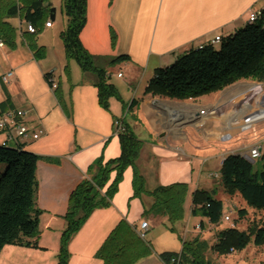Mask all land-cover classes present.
I'll return each mask as SVG.
<instances>
[{
	"label": "crops",
	"instance_id": "0c3cea01",
	"mask_svg": "<svg viewBox=\"0 0 264 264\" xmlns=\"http://www.w3.org/2000/svg\"><path fill=\"white\" fill-rule=\"evenodd\" d=\"M51 4L56 9L51 27L44 23L39 33L33 34L26 20L12 19L10 23L17 29L15 43H5L0 49V78L14 72L9 84L0 80V104L10 99L0 108V117L20 110L25 113L22 120L26 126L44 131L39 140L19 142L8 141L7 133L0 131V145L15 148L22 144L42 157L36 173V206L43 212L38 243L44 249L6 247L2 258L22 255L25 264H54L51 258L59 253L72 191L89 178L88 169L97 160L107 163L121 155L113 128L114 120L120 118L142 142L137 167L146 191L176 183L188 185L184 217L175 223L176 232L172 233L162 211H153L152 197H134V171L129 167L110 207L94 211L71 240L69 264H103L95 255L123 220L135 227L137 234L143 222L149 223L142 240L151 251L136 264H165L161 254L180 253L183 241L197 236L213 244L218 231L207 219L193 216L192 195L200 189L215 198L224 191L222 184L209 181L208 174H220L229 154L258 146L262 162L264 124L255 134L247 131L232 139L231 146L224 149L217 135L233 125V118L221 110L226 93L177 100L145 91L157 69L170 66L192 48L244 28L251 10L264 11V0H87V23L80 40L94 56L95 66L105 70L108 83L119 92L121 100L111 98L109 111L99 105L97 76L67 59L61 39L67 17L59 0H51ZM56 26L58 30H54ZM32 41L38 48L44 47L42 59L35 57ZM122 55L130 60L110 64ZM203 110L210 114H201ZM115 177L114 172L103 192Z\"/></svg>",
	"mask_w": 264,
	"mask_h": 264
},
{
	"label": "trees",
	"instance_id": "16d2710c",
	"mask_svg": "<svg viewBox=\"0 0 264 264\" xmlns=\"http://www.w3.org/2000/svg\"><path fill=\"white\" fill-rule=\"evenodd\" d=\"M67 17L66 30L61 34L66 57L78 63L83 72L97 76L99 105L110 109V99L120 101L118 90L108 83L105 70L95 66L92 56L82 45L81 32L87 23V0H59ZM51 0H0V39L13 46L17 29L10 20L21 18L40 31L49 22ZM113 36V45L115 43ZM31 42L35 57H44V47L38 48ZM127 55L111 59L110 64L129 61ZM49 75H47L48 77ZM264 82V18L255 23H247L234 34L222 37L217 45L210 43L192 48L180 55L168 67L159 68L150 80L145 93L152 96L177 100L197 99L221 92L239 81ZM10 102L7 99L0 108ZM136 102V101H134ZM134 104V103H133ZM132 104V107H133ZM131 107V108H132ZM116 120V119H115ZM122 133L118 134L121 155L104 163L97 160L88 169L89 178L84 179L71 193L64 219L67 223L60 240L59 264H69L71 254L69 244L81 230L94 211L109 208L125 170L134 171V197L147 194L154 199L153 211H162L168 218V229L175 233L174 225L184 217V203L188 185L182 183L158 187L146 191L145 179L141 175L137 160L142 142L123 120ZM42 159L27 151L22 144L17 147L0 145V253L9 245L44 250L39 247L40 216L42 211L36 206L38 190L37 165ZM116 173L113 183L106 189L112 173ZM220 179L224 191L234 196L240 194L249 207L264 210V160L260 170L240 154H229L222 163ZM193 216H200L213 226L222 222L224 204L213 194L196 190L192 195ZM247 210L239 212L240 219ZM257 247L264 245V228L251 226L247 231L228 228L218 234L217 243L210 247L199 236L183 241L180 253H163L160 258L165 264L176 259L179 264H212L207 260L208 251L219 255L245 250L251 243ZM149 246L139 237L136 228L121 221L110 233L95 257L103 264H135L150 254Z\"/></svg>",
	"mask_w": 264,
	"mask_h": 264
},
{
	"label": "rangeland",
	"instance_id": "374dc122",
	"mask_svg": "<svg viewBox=\"0 0 264 264\" xmlns=\"http://www.w3.org/2000/svg\"><path fill=\"white\" fill-rule=\"evenodd\" d=\"M54 30H58V27L56 26ZM45 39L48 40L49 38L46 37ZM117 79L118 76L116 75V80ZM258 86L261 87L258 88ZM263 88H264V82H257L252 80L239 81L227 87L226 89L223 90V92L226 93L225 95L227 99L224 100L222 104H220L222 105L221 110L226 111V113L229 114L230 118H234L236 116H246V115L261 116L262 114H264ZM263 116L264 115H262V117ZM263 124H264V119L259 121L257 124H255L254 130L248 131L247 134L248 135L255 134L257 132V128ZM232 143L233 141L223 142L222 146L224 147V149H228ZM260 167H261V160H257L255 163V169L260 170ZM4 168H5L4 165L0 166V169L2 171L4 170ZM208 179L209 181H211V183L217 181L219 184H221V179H210V178ZM215 198L221 199L223 201L224 204L223 214L224 216H229L231 218V221L227 222L222 220V222L217 226L211 225V227H213V230L216 229V231L218 232L215 234L216 241L213 244H211L210 247L214 246L217 243L218 234L225 229L236 227L240 231H247L253 225H257L258 227L264 228V210H258L249 207L245 202V200L240 196V194H236L232 196L227 192L222 191ZM233 205H235L236 208H232ZM242 210H247V215L243 219H240L239 212ZM198 231L200 232L201 230L199 229ZM6 247H15L16 249H20V247L13 245H9ZM4 249L0 253V264H25L23 262L24 257L22 255H18V256L16 255L14 258L8 259L9 261L2 258L1 255L3 254ZM57 256L58 253L52 256L51 258L54 264H59V259ZM206 258L207 260L211 261L212 264H264V245L258 248L252 242L245 250L234 251L222 255H219L218 253L212 252L210 250L207 252ZM95 259L98 258L95 257Z\"/></svg>",
	"mask_w": 264,
	"mask_h": 264
},
{
	"label": "built area",
	"instance_id": "2783aa9c",
	"mask_svg": "<svg viewBox=\"0 0 264 264\" xmlns=\"http://www.w3.org/2000/svg\"><path fill=\"white\" fill-rule=\"evenodd\" d=\"M260 10H251L248 15V21H256L257 16H259ZM52 22L49 21L46 23V27H51ZM28 31L30 33H37V30L33 26L28 27ZM222 37H216L214 40L210 42L212 45H218L221 42ZM202 46V45H201ZM5 47V43L0 39V49ZM121 77V75H119ZM14 77V72L9 71L1 76L0 80L3 84H9ZM57 87L56 85L54 86ZM210 114L209 113H205ZM264 115V114H262ZM236 116L233 118V125L229 127L226 131H223L217 135V139L222 142H229L232 139H235L237 136L250 131L253 129L255 124L264 119V116ZM25 113L20 110L9 111L3 113L0 117V131L5 132L8 135V141H27L28 139H33L34 141L39 140L41 136L44 134L43 129L39 130H31L28 126H26L23 122V117ZM123 120L122 118L114 120L113 128L114 133L118 135L124 131L123 129ZM249 158L252 161L256 162L263 157V152L260 147L256 146L249 151ZM208 176L213 179H220L221 175L219 173H209ZM222 220L230 222L231 218L229 216H223ZM233 226V225H232ZM149 230V223L143 222L141 224V228L138 232V235L141 239H145L147 232ZM171 264H179L178 261L174 258L171 261Z\"/></svg>",
	"mask_w": 264,
	"mask_h": 264
},
{
	"label": "bare ground",
	"instance_id": "6f19581e",
	"mask_svg": "<svg viewBox=\"0 0 264 264\" xmlns=\"http://www.w3.org/2000/svg\"><path fill=\"white\" fill-rule=\"evenodd\" d=\"M261 18H264V11H259V16H257V18H256V21H248V23H255V22H257L259 19H261ZM220 43V42H219ZM261 86H258V88H260ZM262 89V88H261ZM264 89V88H263ZM201 114H204L205 113V110H203V111H201L200 112ZM6 146V145H5ZM240 155L242 156V157H244V158H246L247 160H251L252 161V159H250L249 158V155H248V153H240Z\"/></svg>",
	"mask_w": 264,
	"mask_h": 264
},
{
	"label": "water",
	"instance_id": "95a60500",
	"mask_svg": "<svg viewBox=\"0 0 264 264\" xmlns=\"http://www.w3.org/2000/svg\"><path fill=\"white\" fill-rule=\"evenodd\" d=\"M50 19H51V21H55V13H56V9L55 8H51V10H50ZM248 161H250L251 163H255L254 161H251V160H248Z\"/></svg>",
	"mask_w": 264,
	"mask_h": 264
}]
</instances>
